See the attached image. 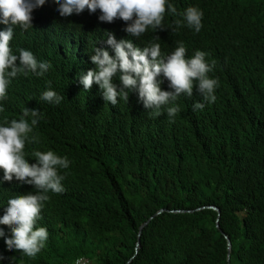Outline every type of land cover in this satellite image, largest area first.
Here are the masks:
<instances>
[{"label": "trees", "instance_id": "obj_1", "mask_svg": "<svg viewBox=\"0 0 264 264\" xmlns=\"http://www.w3.org/2000/svg\"><path fill=\"white\" fill-rule=\"evenodd\" d=\"M169 2L196 4L216 42L230 47L234 66L209 75L219 80L218 99L194 111L202 101L195 90L165 119L136 101L108 108L92 93L67 91L69 74L42 76L64 97L46 112L48 145L72 166L60 170L65 190L49 192L41 210L45 248L35 258L9 251L11 230L0 225V264H13V256L14 264H62L79 255L95 264H264V0ZM100 15L89 14L87 24L126 25ZM182 31L164 43H176ZM12 191L36 189L0 180V203Z\"/></svg>", "mask_w": 264, "mask_h": 264}, {"label": "clouds", "instance_id": "obj_2", "mask_svg": "<svg viewBox=\"0 0 264 264\" xmlns=\"http://www.w3.org/2000/svg\"><path fill=\"white\" fill-rule=\"evenodd\" d=\"M98 11L101 22L121 19L126 25H88V15ZM180 28L178 41L165 44L163 37ZM232 66L230 47L216 42L193 2L177 7L169 0H0V180L36 189L12 191L0 203V225L11 230L7 249L35 258L45 248L48 229L37 227L41 210L49 192L65 190L60 170L72 166L48 145L46 112L64 97L51 82L43 86L42 76L69 74L67 91L92 93L108 108L136 101L150 116L170 119L195 90L202 101L192 105L194 111L213 104L220 86L209 75ZM5 258L0 254V261ZM10 259L14 264L16 257ZM62 264L95 263L79 255Z\"/></svg>", "mask_w": 264, "mask_h": 264}, {"label": "water", "instance_id": "obj_3", "mask_svg": "<svg viewBox=\"0 0 264 264\" xmlns=\"http://www.w3.org/2000/svg\"><path fill=\"white\" fill-rule=\"evenodd\" d=\"M207 206L216 209V210L218 211V213H219V210H218V208H217L215 205H213V204H209V205H207ZM165 209H166V208H163V207L157 209L152 215H150V217H149L148 219H150L153 215H155V214H157V213H159V212H161V211H163V210H165ZM172 210H184V209H172ZM216 221H218V218L216 219ZM146 222H147V220L144 221V223L140 224L139 229H138V236H137V237H139L140 232H141V228H142V226H143ZM226 238H227L228 249H229V248H230V240H229V238H228L227 235H226ZM138 244H139V242L137 241V245H138Z\"/></svg>", "mask_w": 264, "mask_h": 264}]
</instances>
